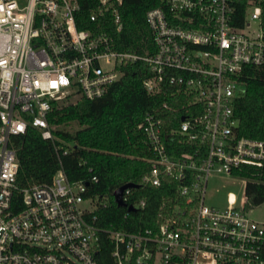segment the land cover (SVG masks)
<instances>
[{
    "label": "built area",
    "instance_id": "2783aa9c",
    "mask_svg": "<svg viewBox=\"0 0 264 264\" xmlns=\"http://www.w3.org/2000/svg\"><path fill=\"white\" fill-rule=\"evenodd\" d=\"M164 1L145 13L156 49L138 54L117 49L99 26L80 28L78 0H0V264H97L95 200L85 196L86 183L59 168L48 182L20 187L11 137L32 126L53 139L47 112L54 100L99 97L137 60L149 66L146 90L174 84L185 113L176 129L153 112L139 124L138 156L148 163L139 183L173 182L175 194L160 206L156 227L107 230L114 263L264 264V220L247 214L245 192L238 204L232 193L226 206L204 202L211 176L246 183L243 169L264 165V140L237 135L233 111L243 68L264 67V0ZM121 3L97 0L89 19L111 13L119 30ZM131 188L122 192L126 207Z\"/></svg>",
    "mask_w": 264,
    "mask_h": 264
},
{
    "label": "trees",
    "instance_id": "16d2710c",
    "mask_svg": "<svg viewBox=\"0 0 264 264\" xmlns=\"http://www.w3.org/2000/svg\"><path fill=\"white\" fill-rule=\"evenodd\" d=\"M78 2L80 11L76 19L80 28L99 26L98 30H105L119 50L138 54L155 51L145 13L151 7H164V0H122L119 30L111 13L107 12L96 21L89 19L90 9L97 0ZM243 16L244 2H239L235 23L241 25ZM121 70L120 78L110 83L99 97L87 99L71 94L52 102L47 121L53 139L43 138L39 129L32 126L11 137L19 163L16 180L20 187L48 182L59 168L69 181L86 183L85 196L95 200L93 214L98 242L94 257L97 264H115L108 229L134 232L156 227L160 206L163 201L169 203L175 194L173 182H164L160 186L139 183L148 163L138 156L137 134L146 112L169 120L167 129H176L180 116L185 113L180 105L186 99L183 94L175 92L174 84L167 82L162 83L159 91L148 92L143 80L149 76V66L143 60L127 62ZM238 82L244 91L233 99V111L238 119L236 133L264 140V67L245 66ZM164 103L170 109L164 108ZM172 107L178 109L172 110ZM63 147L67 148L65 153ZM243 170L241 174L247 177L245 195L249 208L264 202V165L258 170L251 167ZM93 175L96 180L91 179ZM127 182L137 184L131 188L128 200L133 207L131 210L118 205L113 195L117 187ZM140 199H144V206L136 204Z\"/></svg>",
    "mask_w": 264,
    "mask_h": 264
},
{
    "label": "rangeland",
    "instance_id": "374dc122",
    "mask_svg": "<svg viewBox=\"0 0 264 264\" xmlns=\"http://www.w3.org/2000/svg\"><path fill=\"white\" fill-rule=\"evenodd\" d=\"M244 192L245 182L238 177L224 175L211 176L207 181L204 202L208 205L226 206V197L228 193H232L238 204ZM88 204V202H83V205L87 206V208H93V204ZM247 214L256 220H264V202L250 206L247 209Z\"/></svg>",
    "mask_w": 264,
    "mask_h": 264
},
{
    "label": "water",
    "instance_id": "95a60500",
    "mask_svg": "<svg viewBox=\"0 0 264 264\" xmlns=\"http://www.w3.org/2000/svg\"><path fill=\"white\" fill-rule=\"evenodd\" d=\"M182 119H183V117H182ZM137 184H135V183H132V182H127V183H125V184H122L121 186H119V187H117L115 190H114V192H113V195H114V198H115V201H116V203L118 204V205H124V202H123V200H122V192H123V190L125 189V188H128V187H134V186H136ZM127 209L128 210H131V209H133V207L131 206V205H129L128 207H127Z\"/></svg>",
    "mask_w": 264,
    "mask_h": 264
}]
</instances>
